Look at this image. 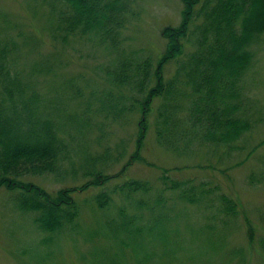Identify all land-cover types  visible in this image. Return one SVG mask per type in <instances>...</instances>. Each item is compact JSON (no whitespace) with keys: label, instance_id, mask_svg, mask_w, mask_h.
<instances>
[{"label":"trees","instance_id":"1","mask_svg":"<svg viewBox=\"0 0 264 264\" xmlns=\"http://www.w3.org/2000/svg\"><path fill=\"white\" fill-rule=\"evenodd\" d=\"M136 2L50 0L52 37L65 42L70 38L97 40L100 45L117 49L125 28L137 14ZM183 2L181 23L164 29L167 49L159 63L153 67L148 58L132 64L129 57L120 56L116 65L109 68V73H114L109 80L111 86L92 92V100L82 108L81 103L76 109L67 103L79 98L77 89L67 96L62 93L65 85L43 93L38 88L40 77H48L50 68L41 61L31 66L23 63L19 42L0 36V187L22 190L18 193L20 209L33 211L37 227L50 237L56 232L80 228L82 207L75 194L90 187L100 190L92 199L87 198L105 210L113 202L114 194L122 195L118 215L104 223L120 236L139 235L146 230L149 237L159 240L164 223L172 218L168 204L174 207L181 201L199 205L202 211L208 209L210 217L223 225L231 224L241 214L240 203L230 194L194 184L191 177L173 178L166 170L161 175V188L155 191L148 181L125 175L133 161H145L141 154L146 138L143 130L136 142L134 159L113 173L108 171L109 167L128 151L127 145L119 148L114 157L110 148L94 155L83 144L91 124L90 115L102 116L97 128L104 129L112 124L110 117L115 121L127 110L133 112L135 105L143 107L141 122L145 125L149 115L155 113L157 142L177 154H188L192 146H211L215 152L217 147H224L231 151L251 131L253 123L259 122L256 119L260 110L257 100L250 95L249 82L256 60L253 44L264 32V0ZM171 61L176 70L168 78L163 72ZM72 83L68 87L74 86ZM123 85L128 88L124 90ZM128 92L134 93L132 103L126 101ZM258 146L264 149V141ZM77 160L86 178L82 184L66 185L51 192L25 179L62 175L68 169L75 170ZM259 175L251 179L264 181V171ZM112 182V190L100 188ZM151 191L157 194L150 196ZM248 228L253 239L254 227L249 223ZM258 243L264 252V235Z\"/></svg>","mask_w":264,"mask_h":264},{"label":"rangeland","instance_id":"2","mask_svg":"<svg viewBox=\"0 0 264 264\" xmlns=\"http://www.w3.org/2000/svg\"><path fill=\"white\" fill-rule=\"evenodd\" d=\"M49 1L0 0V36L19 42L23 63L31 66L41 61L50 68L48 77L44 79V74L40 77L38 88L43 93L49 94L65 85L62 93L67 96L77 89L79 98L67 102L75 109L80 103L82 108L92 100V92L111 86L109 80L114 73H109V68L116 65L120 56L129 57L132 64L149 58L153 67L156 66L167 49L164 29L178 26L183 19V0H137V14L125 28L120 45L113 49L100 45L97 40H54ZM253 49L256 60L250 71L249 85L252 86L250 95L257 100L260 110L256 119L259 122L253 123L251 131L237 142L235 149L217 147L215 152L211 146H192L188 154H177L157 142L155 113L149 115L145 125L141 122L143 107L138 105L133 112L127 110L115 121L110 117L112 124L104 129L97 128L103 117L90 115L91 124L83 142L89 153L99 155L110 148L114 157L119 148L127 145L128 151L123 157L110 165L108 171L113 173L134 159L136 142L143 130L146 138L141 154L145 161H133L125 175L148 181L156 191L161 188V175L167 170L173 178L191 177L194 184L228 193L240 203L241 209V214H237L231 224H219L210 217L208 209L202 211L199 205L181 201L174 207L168 204L172 218L164 223L159 240L149 237L146 230L139 235L120 236L104 223L118 215L122 195L114 194L113 202L105 210L90 200L100 189L90 187L75 194L82 207L80 228L56 232L50 237L37 227L33 211L20 209L18 193L22 190L0 187V264H146L147 249V264H264V252L258 243L264 235V181L251 179L264 171V149L258 146L264 141V32ZM175 68L172 61L166 64L164 76L171 77ZM69 83L74 86L68 87ZM132 95L134 93L127 94V102H133ZM75 166V170L68 169L62 175L45 174L25 179L57 192L66 185L82 184L86 180L78 160ZM114 182L100 188L112 190ZM155 191H151L150 196L156 195ZM143 213L147 214V210L143 209ZM249 223L254 227L253 239L249 235Z\"/></svg>","mask_w":264,"mask_h":264}]
</instances>
